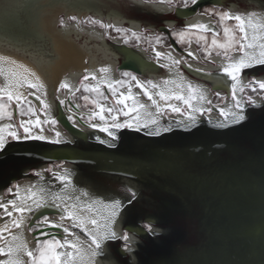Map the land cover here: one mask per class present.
<instances>
[{
    "label": "snow or ice",
    "instance_id": "6c2138e0",
    "mask_svg": "<svg viewBox=\"0 0 264 264\" xmlns=\"http://www.w3.org/2000/svg\"><path fill=\"white\" fill-rule=\"evenodd\" d=\"M144 4H164L169 9L175 7L179 12L184 11L186 18L193 15L207 16L215 18V23L197 22L189 24L182 28L170 29L173 37L177 38L181 44H186V57L181 56L179 59L173 57L171 52H155L157 63L162 59H167L168 64H160V67L167 68L169 72L175 67L178 79H165L161 83H154L152 80L141 81L138 76L132 71L122 72V76L126 79L110 81L106 78H98L94 72H89L80 78L79 86L73 87L67 79L61 81L56 92L67 90L72 98L76 97V93H94L95 98L90 95H82L80 98L86 102H91L98 111H94L88 116L86 123L89 127L105 133L107 140L101 139L99 136L94 139L101 145L109 148L116 147L118 142L119 132L121 130H130L141 132L149 129L150 126H155L154 130L148 131L147 135L158 137L161 133H169L172 131L171 125L163 126L160 124V118L168 111L171 113L183 116L184 120L177 121V127L183 131H191L199 127L198 116H204L205 113H211L213 108L203 106V103L212 105V101L208 99L205 91L199 86L193 85L190 81H186L183 72L179 66L184 65L192 71L201 72L200 68H193L192 61H210L209 58L215 54L224 62L218 65L219 72L217 74V83L220 87L227 86L234 104L229 108H218L219 114L223 120L216 123L214 127L217 129H235L245 125L251 115L249 109L264 110V79H257L253 75L246 83L242 79V74L246 70L254 69L259 66H264V14H258L256 11H248L246 13H233L230 10H220L223 6L213 4L210 7L203 8L202 11H196L200 6V0H141ZM134 7L135 5H128ZM46 5L41 3L17 4L5 3L0 0V11L4 13V17L0 20V25H3L5 30H12L19 27L18 17L14 12H19L29 9H39L43 11ZM191 11H187V10ZM234 21V24L228 23ZM75 25L76 34H79L81 26L91 25L98 26L105 30V34L110 36V32L125 34L129 33V29L116 27L114 24L105 23L102 19H96L93 16L80 17L77 15L61 14L57 17V29L64 32L66 35L74 34L69 28V24ZM219 29V30H218ZM222 33V35H221ZM195 34L196 49H192L193 40L189 37ZM209 34L211 40L209 42ZM132 38L136 41L140 40V35L131 31ZM29 38L35 45H39L38 37L32 36L29 33ZM162 37H156V43L161 42ZM125 44L129 43L128 39L124 40ZM197 53H200L198 56ZM88 63V61H84ZM99 73L104 76L111 70L107 67L98 69ZM203 75L207 78L212 77V73L206 72ZM226 78V79H225ZM85 81H97V84H86ZM129 85L127 93H118L119 87ZM140 89V93L150 101V104L140 102L139 94H133L132 86ZM27 87L32 90L30 94L39 93L35 98L40 102L42 110L47 113L50 111V105L46 103L42 97L47 95L46 86L37 76L36 72L30 70L16 59L7 56H0V120L5 118L12 121L14 118L13 111L8 109L15 102L16 109L21 117L36 116L35 120L21 119L18 125L8 123L0 127V157L7 158L10 151H13V144H24L29 142H43L53 145L67 143L63 140L61 132L54 131V135L45 134V129L42 125L50 124L54 126L58 121L47 116L41 120L37 116V110L31 105L28 96L24 95L20 89ZM106 87L111 93V99L114 101L112 106H106L101 103V100L108 101L109 97L105 95L102 88ZM179 91H176V90ZM250 93H255L254 97ZM215 95L220 97V91L215 89ZM238 93L241 97H238ZM155 97H159L160 101H164L166 107H161ZM59 99V97H56ZM175 100L182 103L185 107L181 108L173 105L170 101ZM131 101L129 104L128 102ZM28 107L25 110L24 105ZM61 105H66V100L60 99ZM122 106V107H117ZM76 107H80L79 104ZM154 108L155 112L149 110ZM72 111L71 108L68 109ZM107 113V117L105 115ZM99 117L103 122L101 124H93L91 121ZM126 119L121 121L120 117ZM110 117V122L108 120ZM68 119L72 121L73 127H77L73 116ZM81 120L84 116L81 115ZM212 123L211 120L208 121ZM38 129L34 131L33 129ZM22 129V132L20 131ZM48 171H51L50 169ZM38 175V174H37ZM64 185L61 193L52 194V203L47 202L44 196L45 189L41 188L35 191V185L27 186L24 189V194L21 195V186L13 184L12 187L6 189L9 195L14 198L3 202L0 200V210H3L2 216L11 219V225L4 224L0 228V240L4 241L5 246L0 247V256L7 259H0V264H97L98 258L104 257L103 248L107 243L117 244L119 249L126 253L128 259L126 264H136V245L130 239L129 230L117 232L115 225L121 212L124 209V202L120 199H112L105 203L102 200L87 199L88 192H81L79 195L64 194L67 192V184L71 183L65 176L55 177ZM81 197L86 198L84 202ZM137 199L134 191L128 190V203L131 204ZM58 201V202H57ZM71 201V203H69ZM45 207H54L60 213V221L65 219L70 221V226H64L49 220L47 216L40 219L41 225H49L51 227H60L63 230L64 238L59 239L53 236L51 239L36 240L34 249H30L28 243L22 235L12 234V228L19 229L26 226L29 232L36 229L37 225L33 224L32 216L34 211H39ZM104 209L102 217L99 216V208ZM14 213L19 215H14ZM29 214L27 217L25 214ZM28 221L27 225L25 221ZM102 219V223H101ZM145 231L153 237L158 235L153 224L149 221L143 225ZM75 230H78L75 231ZM9 233V237H5L4 233ZM86 239H82L81 235ZM45 235H47L45 233ZM74 237V239H68ZM26 258V259H25Z\"/></svg>",
    "mask_w": 264,
    "mask_h": 264
},
{
    "label": "water",
    "instance_id": "95a60500",
    "mask_svg": "<svg viewBox=\"0 0 264 264\" xmlns=\"http://www.w3.org/2000/svg\"><path fill=\"white\" fill-rule=\"evenodd\" d=\"M215 1L200 0V6ZM127 70L140 73L124 61L117 66L118 72ZM28 98L39 107L33 95ZM59 111L62 128L71 137L84 139L85 133ZM260 128L255 138L244 142L228 141V131L217 128L202 127L170 139L147 135L149 128L139 137L132 136L125 150L117 149L118 143L114 148L50 145L36 155L80 166L78 169L92 175L124 179L163 196L159 203L162 216L175 210L182 228L189 226L195 232L189 244L175 249L174 256L152 264H264V123ZM151 208L154 215L140 221H150L155 228L159 211ZM57 214L43 209L33 220Z\"/></svg>",
    "mask_w": 264,
    "mask_h": 264
},
{
    "label": "flooded vegetation",
    "instance_id": "af4514ba",
    "mask_svg": "<svg viewBox=\"0 0 264 264\" xmlns=\"http://www.w3.org/2000/svg\"><path fill=\"white\" fill-rule=\"evenodd\" d=\"M106 2V1H105ZM101 3L98 0V4L101 5L103 9L101 10L100 7L97 4L95 6L89 7V13L86 15H78L77 13L72 15H77L80 17H87L89 15H92L93 17L97 19H102L105 23L114 24L116 27L124 26V28L129 29V34L131 31H135L140 35V45L139 46H132L130 44L121 46L120 41H115L112 44L108 45L105 41L104 34L101 30L94 29L90 30L86 33L88 38H82L83 29H80V33L76 34V32L72 35H66L64 32L59 31L57 29V21L55 23L56 30L64 37L69 38L71 42H73L75 45H77L83 52H85L88 55V62L92 64V66H89V68L86 71L82 72H68L65 73L62 77V80L67 79L69 83L73 85V87L78 86V82L80 78L83 75H86L89 72H94L98 78H105L107 74L102 75L99 73L98 69L101 67H107L110 69L112 68V75L114 76L115 80H121L126 79L122 76V72L117 71V66L120 62L124 61L126 63L131 64L133 67H135L140 73L136 74L138 78L141 81H147L152 80L154 83H161L165 79H178V75L176 73L175 67L172 69L171 72L168 71L167 68L160 67V64H168L169 61L167 59L160 60L159 63H157L155 58V52L161 51V52H171L173 57L179 59L181 56L186 57V44H181L178 42L177 38L173 37L171 34L170 29L173 28H182L189 24H195L197 22H203V23H215V18H210L207 16H200V15H193L188 18L185 17L184 11H177L175 7L169 9L167 5H161V4H144L141 1L136 0H128L127 2L131 5H135L141 12L142 17L140 19H135L130 16H126L121 11V6L118 4L117 1L111 0L110 5L107 3ZM216 4L223 6L222 8H217V11L220 10H230L233 13H246L248 11H256L257 13H263L264 14V0H216L215 2L207 5H203L200 7H197L196 11H202L203 8L210 7L211 5ZM66 8H68V5H65ZM74 6L76 12H80L83 8V3L78 2L77 5H71ZM128 6V5H127ZM39 10V9H38ZM187 11H191L190 9ZM95 12H99V14H95ZM111 13H115L120 18L117 22L112 20V18H108L107 16ZM28 15V24L25 26L24 30H21V32H25L27 34H24L19 36V34H13L11 35L13 39H17L18 42H5L3 39H0V54L1 53H11L13 56H17L28 63L32 64L33 66L37 67L38 69L43 68L48 62L51 60V54H52V48H51V39L49 34L46 32H42L40 28L38 27V20H39V13L36 11V9H30L27 12ZM65 15V14H64ZM67 16V15H65ZM231 24H234L235 22H228ZM26 25V24H25ZM23 27V25H21ZM20 27V25H19ZM36 28H38V32H36ZM219 30V29H218ZM19 31V30H18ZM20 32V33H21ZM17 33V32H16ZM19 33V32H18ZM29 33H31L32 36L38 37L40 40L39 45L33 44V42L29 38ZM12 34V33H11ZM84 34V33H83ZM161 36V42L159 44L156 43V37ZM222 35V33H221ZM131 39V37H129ZM190 39L193 40L192 43V49H196V43H195V34H192ZM93 40V42H91ZM211 40V35L209 34V42ZM120 45V47H118ZM115 47V48H114ZM124 48V50L122 49ZM199 56L200 53H197ZM211 62L209 61H192L193 68H200L201 72L197 73L195 71L190 70L189 68L185 67L183 64L179 66L180 71L183 72L184 78L186 81H190L193 85L199 86L202 88L205 93L207 94V97L209 100L212 101V105H208L207 103H203V106L205 108L212 107V112L205 113L204 116H198L199 123L208 122L211 120L212 122H220L223 120V117L220 116L218 108L222 107L226 103H229L231 106L234 104V101L231 98L230 91L227 86L220 87L217 83V74L219 72L218 65L223 64L224 62L221 60V58L216 57L215 54L211 58H209ZM260 67V68H259ZM254 69L246 70L244 74H242V79L246 83L253 75L259 80L264 79V66H259ZM260 69V70H259ZM130 71V70H127ZM210 72L212 73L211 78H207L203 75V73ZM121 76V78H120ZM226 79V78H225ZM44 85L46 86L47 95L42 97L45 99L46 103L49 105L53 104L54 97H59V99L56 102V114L53 117V114L47 113V116H51L55 118L58 121V117L60 116V111H62V114L66 117L68 122L72 125V121L68 119L69 116L66 115L65 112L69 111L66 110L64 107H62L59 103V100L63 98L62 91L59 92H52L50 89V85L47 82L46 78L44 79ZM86 83H90L91 85L97 84V81H85ZM127 85V84H125ZM124 85V86H125ZM123 87V86H122ZM106 95L109 97L108 102L105 103L106 106H110L111 102L114 103V101L111 99V93L108 91L106 87H103ZM102 88V90H103ZM26 89V96H29L32 90ZM120 89V87H119ZM118 89V91H119ZM215 89H218L220 91V97H217L215 95ZM176 91H179L178 89ZM132 92L133 94H139V100L142 103L150 104V101L147 100L146 97L140 93V89L136 88L134 85L132 86ZM250 93V90H248ZM122 93H127V89L123 90ZM38 94L39 93H35ZM65 94H70L68 91H65ZM254 97L256 96L255 93H250ZM238 97H241V94L238 93ZM158 100V97H155ZM242 98V97H241ZM29 99V98H28ZM65 99V98H64ZM63 99V100H64ZM31 102H33L31 99H29ZM159 102V101H158ZM15 103V102H14ZM34 103V102H33ZM131 101H129V104ZM35 104V103H34ZM173 105H177L181 108L185 107L182 103L175 101ZM42 108V106L40 105ZM164 107V106H161ZM166 107V106H165ZM74 111L79 112L77 108H73ZM150 111L153 113L155 112L154 108H149ZM250 110V109H249ZM80 113V116L76 118V114L72 113L70 114L73 116L76 123H78L76 129L82 131L85 133L84 139H77L70 137L68 133L62 128V126L59 124V122L54 126L50 124H44L45 134L51 136L54 135V131L61 132V137L63 140L68 141L67 143H62V145H70L77 148H84L82 144L88 143V137L89 134L92 133L91 127L88 126V124L81 120V115L83 116H89L91 115V112L86 113ZM45 116V113L43 114ZM46 116V118H47ZM183 118V116H180L176 113H171L170 111L166 112L161 118V123H173L177 124L175 122V119ZM124 120V119H123ZM18 123L20 121V118L18 119L17 115L14 114V118L11 121L14 125L15 122ZM2 122V121H0ZM73 126V125H72ZM1 127V125H0ZM152 126H150L151 128ZM38 131V130H37ZM130 131V130H129ZM51 134V135H50ZM67 137L71 138H66ZM100 136V135H99ZM103 139L107 140L108 138L106 136H100ZM53 145L43 142H29L24 144H13L11 147L14 149L13 151H10L7 158L0 157V176L3 172V175L6 173L7 177L5 181H0V200H3V202H7L10 199H13L14 197L12 195H9L6 192V189L9 187H12L13 184H18L21 186V191H24L25 184L27 181H32L31 184L27 183V186L35 185V191L37 190L36 184L40 176V173L44 175L45 178H48V183L45 184L46 188L48 189L47 193L45 194V197L47 199V202L52 199V194L54 193L51 186V181L53 180L55 183H57L55 177H60V173L58 172L63 167V163L61 162H51L47 160H42V158L37 157L36 151H43L46 149V147ZM62 166V167H61ZM40 169V170H39ZM51 171H48V170ZM81 171H77L75 173H79ZM85 174V171H82ZM38 174V175H37ZM86 175V174H85ZM114 179V178H112ZM91 180V179H90ZM116 180V179H114ZM117 181V180H116ZM112 190V189H108ZM78 191L75 189L74 195L77 194ZM66 194V193H64ZM69 194V193H68ZM90 197V196H89ZM86 198L81 197V201L84 202ZM89 199V198H87ZM58 202V201H57ZM71 203V201H69ZM43 210V209H42ZM45 210V209H44ZM49 210H53L58 212L57 215H48L50 221L62 224L64 226H70V221L64 220L65 222L59 221V211L57 209L51 208ZM41 211V210H40ZM37 211H34L30 215L32 216V222L33 224L37 225L36 229L32 232L28 231V228L26 227V230L23 232L22 236L24 237V240L28 243L30 249H34L36 245V240L39 239L41 241L46 239H51L53 236L63 239L64 233L62 228L60 227H51L49 225H41L39 223V220H33V217ZM39 212V211H38ZM37 212V213H38ZM0 214H3V210H0ZM104 214V209L99 208V216L98 218L102 217ZM4 215V214H3ZM144 218V217H142ZM101 219V223H102ZM5 223H8L11 225V219L6 217L2 220H0V226L4 225ZM28 223V221H27ZM26 223V225H27ZM142 223L137 222L134 225L130 223L124 222L122 227L120 223V219L117 220L115 227V230L117 232H122L124 230H128L131 228H141L142 229ZM52 229V230H51ZM143 230V229H142ZM15 233H14V232ZM12 234H16L17 231L13 229ZM78 232V230H75ZM144 231V230H143ZM45 233L47 235H45ZM133 234V233H132ZM5 237L9 236V233H4ZM82 239H86L83 237V234H80ZM130 235V232H129ZM134 235L136 237H141V234L134 232ZM74 239V237H71ZM70 239V237H68ZM4 241L0 240V247L4 246ZM119 243L111 244L110 242L107 243L104 248V254H109L110 252L113 256V258L120 262L118 264H122L123 259L126 257V253H123L119 247ZM26 259V258H25Z\"/></svg>",
    "mask_w": 264,
    "mask_h": 264
},
{
    "label": "rangeland",
    "instance_id": "374dc122",
    "mask_svg": "<svg viewBox=\"0 0 264 264\" xmlns=\"http://www.w3.org/2000/svg\"><path fill=\"white\" fill-rule=\"evenodd\" d=\"M56 1V0H54ZM88 1V3H92L93 5L97 4L98 6H101L103 4H98V0H86V2ZM106 1V2H105ZM118 2V4L121 6V11L124 15H128L132 18L135 19H140L142 17V12L137 8V7H129L127 5H131L129 4L127 1L128 0H115ZM136 1H141V0H136ZM5 3H11V4H17V3H24V4H35V3H43L42 0H4ZM102 2L107 3L110 5L111 0H102ZM158 4V3H155ZM164 5V4H161ZM30 10V9H29ZM0 13H3L2 11H0ZM4 14V13H3ZM14 14L18 17L19 20V24H22V26L16 28V29H12V30H8L13 34H19V36L25 33L24 31L21 32V30H24L25 26H27L28 24V15H27V10H23V11H19V12H14ZM258 14H263V13H258ZM92 16V15H89ZM95 18V17H94ZM97 19V18H96ZM26 24V25H25ZM122 28H124V26H121ZM69 28L73 31V33L76 32L75 30V25L73 23L69 24ZM81 28L83 29V33L82 34V38H88V36L86 35L87 32H89L90 30L94 29H98L101 30L104 34V38L105 41L107 42L108 45H113L112 43L115 41H120L121 46H125V45H132V46H139L141 43V39L139 41H136L135 38H132L131 35L128 33L127 35L125 34H117L114 31L109 30L110 32V36L113 38H109V35L105 34V30L99 28L98 26H91V25H83L81 26ZM26 29V28H25ZM19 30V31H18ZM17 32V33H16ZM19 32V33H18ZM21 32V33H20ZM80 33V32H79ZM131 37V39L129 38ZM128 39L129 43L125 44L124 40ZM93 42V40L91 41ZM120 47V45L118 46ZM115 48V47H114ZM260 68V67H259ZM260 70V69H259ZM121 78V76H120ZM80 82V80H79ZM79 82H78V86H79ZM86 83V82H85ZM89 84V83H86ZM129 85H125L123 87H120L119 91H118V95L119 93H122L123 90L127 89ZM66 90L62 91L63 94V98L64 100H66V105H61L62 107H64L66 110H68L69 108L72 109V111H67L65 112L67 116H70V114L75 113L76 114V118L80 116L79 112H94V111H98V109L91 104V102H86L83 99H81L80 97L82 95H90L92 98H95V94L94 93H83V89H81V92L76 93V97L72 98L71 94H65ZM105 95L106 92L103 88V90ZM33 95L34 97L38 94H30ZM57 98L54 97L53 100V104L50 105V111H48L47 113H51L53 114V117L56 114V102H57ZM101 103H109L108 101H103L101 100ZM129 103V102H128ZM79 104L80 107H76V105ZM114 104L113 102H111V105ZM31 105L34 109L37 110V116H39V118L41 120L46 119L47 113H45L42 108L39 107L34 104L33 102H31ZM25 110L27 109L28 105L27 103L24 105ZM117 107H122V106H117ZM223 108H229L231 107V105L229 103H226L225 105L222 106ZM73 108H77L79 110V112H76L73 110ZM9 111H13L14 114L17 115L18 119H32L35 120L37 117L36 116H31L30 114L28 116H24L21 117L18 113V110L16 109L15 103L13 102V104L11 105V107L8 109ZM45 113V116H43V114ZM249 113L251 115V118L249 119V121L243 125L242 127H237L235 129H226L225 131H228V137L226 138L228 141H234V142H244L246 141L248 138H255V135H258L261 131V125L264 123V110L261 109H250ZM106 117H107V113H105ZM87 116H84V120L83 121H87ZM74 119V118H73ZM78 119V118H77ZM121 121H123V119H126V117L121 116L120 117ZM108 120L110 122V117H108ZM177 121L180 120H184L185 123H187V121L183 118H178L175 119ZM2 122H0L1 127L5 124L8 123H12L11 121L7 120L6 118L4 120H0ZM15 122V121H14ZM19 123V122H18ZM18 123L15 122V125H18ZM91 123L93 124H101L103 125V122L99 120V117L97 116V118L93 121H91ZM218 123V122H212L211 124H209L208 122H204V123H199V127L192 129L191 131H183L180 127H177L175 125L177 124H171V123H161V125L163 126H168L171 125L172 127V131L169 133H161V137L163 139H170L173 135H176L178 137H184L187 134H191V133H195L198 131V129H202V127H208L211 129H216V127H214V125ZM78 125V123H77ZM44 127V125H42ZM79 126V125H78ZM155 126H152L150 129L154 130ZM92 129V133L89 134L88 137V143L86 144H82V146L84 148H108L105 145H101L99 144L94 137L96 136H106L107 135L105 133L99 132L96 129ZM256 129V130H255ZM34 131H37L38 129H33ZM22 132V129L20 130ZM256 132V133H255ZM51 135V134H50ZM142 135V132H135L133 135L132 133H129V130H121L119 132V141L115 142L117 144V149L118 148H124L127 149V146L130 142V139L132 138V136H136L139 137ZM245 135V136H243ZM52 136V135H51ZM99 136V137H100ZM66 138H69L66 136ZM101 139H103L102 137H100ZM108 138V137H107ZM71 139V138H69ZM62 167V166H61ZM80 166H69V165H63L62 169H60L58 172L60 173V175L58 176H65L67 177L68 180L71 181V183H68V185L72 188V189H76L78 191L77 194L81 193V192H88L89 199H96V200H102L105 203L109 202L112 199H120L124 202V209L121 212V215L118 219H120V223H121V227L123 225L124 222L126 223H130L132 225H134L135 223L139 222L140 219L142 217H145L146 215L148 216L149 214H153V211L151 210V207H157L158 211H159V225L157 227H155V230L158 232V235L156 237L151 236L150 234H148L143 225L145 223H142V230L141 228H131L129 229L130 231H134L136 233H141L142 231L145 232V234L141 235V237H136L134 234L130 233V239L133 240L135 242L136 245V264H152L154 263V261L157 260H164L167 259L170 256H174L175 255V249L176 248H182L185 245L189 244V238H192V232H195V230L193 231L192 228L190 229L189 226L187 228L186 226V230L184 228H182V220L180 218V216L176 215L175 213H177L175 210L170 209L167 213V216H171L170 218L167 216H162V209L161 206H159L160 201H162L164 199L163 196H161L160 194H158L157 192H153L150 189H145L144 187H141L133 182H129L127 180L121 179L118 180L119 183L123 186L121 192L112 189V190H108L105 188H101L99 187L93 180H90V178H88V176H86L81 169H78ZM81 168V167H80ZM40 170V169H39ZM77 171H81L79 173H75ZM7 173V172H6ZM6 173L3 175V172L0 176V181H5L6 180ZM40 179H38L36 187L37 190L39 191L41 188L45 189L44 192V196L47 193L48 189L46 188L45 184L48 183V178H45L44 175H42V173H40L39 176ZM20 182H24V181H20ZM19 182V183H20ZM32 181H27L28 184H31ZM18 183V184H19ZM27 183L25 184V188L27 187ZM128 190L134 191L136 193V197L137 199L135 201H133V203L129 204L128 203ZM150 191V192H149ZM55 193V192H54ZM57 193H61V192H57ZM24 194V191H21V195ZM102 208V207H100ZM178 214V213H177ZM3 214H0V216H2ZM14 215H19L14 213ZM29 214H25V216L27 217ZM154 215V214H153ZM5 218V217H4ZM2 220V219H0ZM27 223V219L25 221V224ZM141 223V221H140ZM14 230L17 231V235H22L23 232L26 230V226H22L19 229L16 228H12ZM188 232V233H187ZM186 233V234H185ZM186 236H188V239H186ZM9 237V236H7ZM24 238V237H23ZM117 243H122V242H117ZM116 246V244H115ZM178 246V247H177ZM0 259H7V257H2L0 256ZM128 259V256L126 255L125 259H123L122 264H126V260ZM120 262H117L109 249V254H105L103 258H98L97 260V264H118Z\"/></svg>",
    "mask_w": 264,
    "mask_h": 264
},
{
    "label": "bare ground",
    "instance_id": "6f19581e",
    "mask_svg": "<svg viewBox=\"0 0 264 264\" xmlns=\"http://www.w3.org/2000/svg\"><path fill=\"white\" fill-rule=\"evenodd\" d=\"M43 3L46 5L45 9L43 11L36 9V11L39 13V20H38V27L42 32H46L50 36L51 41V48H52V54H51V60L48 62L43 68L38 69L39 67L33 66L32 64L28 63L27 61L17 57L13 56L11 53H1L0 56H7L10 58L16 59L19 63L23 64L30 70L36 72L37 76H39L40 80L43 82L46 78L47 82L50 85V89L52 92H56L57 85L61 82L62 77L65 73L68 72H82L86 71L89 66H92L91 63H84V61H88V55L83 52L77 45H75L73 42L69 40V38L62 36L57 30L55 23L57 21V17L61 14L65 15H72L77 13L78 15H86L89 13V7L95 6L92 3L86 2V0H42ZM102 3V0H99ZM78 2H82L83 8L80 12H76L74 6L71 5H77ZM65 5H68V8H66ZM100 9L102 10L103 7L101 6ZM29 10H27L28 12ZM95 14H99V12H95ZM4 17L3 13H0V20H2ZM108 18H112L115 22L119 20V16L115 13H111L107 16ZM20 26L22 24H19ZM36 32H38V28H36ZM0 39H3L5 42H14L17 43V39H13L11 36V32L8 30H5L3 25H0ZM110 73L105 76L106 79L112 81L114 79V76L112 75V68L110 67ZM44 84V82H43ZM20 91L26 95V89L25 87L20 89ZM158 101L161 106H166L164 101H160L158 97ZM171 104L175 103V100L170 101ZM69 135V134H68ZM71 137V136H70ZM86 176L93 180L99 187L105 188V189H115L119 192L123 191V186L119 183L116 177H109V176H96L90 174L88 171H85ZM116 180H114V179ZM53 192H61L64 188V185L60 182V180H57V183H55L53 180L51 181V186ZM123 188V190H122ZM75 194V189H72L67 184V192L66 194ZM52 203V199L49 201V204ZM54 207H45L42 209H51ZM40 209V210H42ZM55 209V208H54ZM39 210V211H40ZM38 212V211H37ZM35 213V215L37 214ZM60 214V213H59ZM34 215V216H35ZM59 218V217H58ZM60 221V219H59ZM65 222V221H60ZM4 225H1L0 228H3ZM13 231V229L11 230ZM14 232V231H13ZM15 233V232H14ZM70 239H73L70 237ZM5 246V245H4Z\"/></svg>",
    "mask_w": 264,
    "mask_h": 264
}]
</instances>
